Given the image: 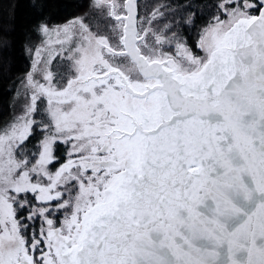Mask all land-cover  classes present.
Wrapping results in <instances>:
<instances>
[{
    "label": "snow or ice",
    "instance_id": "1",
    "mask_svg": "<svg viewBox=\"0 0 264 264\" xmlns=\"http://www.w3.org/2000/svg\"><path fill=\"white\" fill-rule=\"evenodd\" d=\"M196 3L38 26L0 126V264H264V0H214L202 56L175 30Z\"/></svg>",
    "mask_w": 264,
    "mask_h": 264
},
{
    "label": "trees",
    "instance_id": "2",
    "mask_svg": "<svg viewBox=\"0 0 264 264\" xmlns=\"http://www.w3.org/2000/svg\"><path fill=\"white\" fill-rule=\"evenodd\" d=\"M188 2L189 0H140L139 4L140 9L143 5L171 4L172 10L176 11L177 5H186ZM213 2L214 0H198L193 5L199 12L195 23L176 28L192 51L197 49L200 29L209 19V9ZM34 3L36 0H0V126L9 119L12 112L14 83L29 70L27 46L34 47L41 39L37 32L38 26L44 23L50 26L61 24L89 11L88 0H39L40 6L36 7ZM181 15L184 13L176 11L175 20L179 22ZM168 19L172 21L171 17ZM39 136L41 132L36 129L26 146L34 145ZM64 150V145H56L55 155L60 160L52 168L64 162Z\"/></svg>",
    "mask_w": 264,
    "mask_h": 264
},
{
    "label": "rangeland",
    "instance_id": "3",
    "mask_svg": "<svg viewBox=\"0 0 264 264\" xmlns=\"http://www.w3.org/2000/svg\"><path fill=\"white\" fill-rule=\"evenodd\" d=\"M140 1V0H139ZM145 1V0H144ZM161 5V4H160ZM159 4H152L151 6H145V5H143V7H142V9H139V11L140 12H143V14L141 15V16H143V15H145L146 13H148L151 9H153L154 7H158V6H160ZM83 14H81L80 16H82ZM93 24H95L96 23V20L94 19L93 21ZM178 22V21H177ZM65 23V22H64ZM64 23H61V24H56V25H62V24H64ZM163 23H169V24H171L172 23V21L171 20H169L168 18H166V19H163ZM53 26H55V25H53ZM154 26L155 27H163V24L162 23H160V21L158 20L157 22H155L154 23ZM176 30V29H175ZM177 31V30H176ZM169 35H170V33H169ZM182 36V35H181ZM182 38H184L183 36H182ZM198 38H199V36H198ZM198 38H197V40H198ZM41 42V39H40V41H38L36 44H35V46L36 45H38L39 43ZM197 43V42H196ZM167 47V46H166ZM31 49H33V46L32 45H28L27 46V49H26V53H27V55H28V58H29V70H30V66H31V63H32V59H31ZM174 50V49H173ZM199 50V49H198ZM194 52V51H193ZM195 55H198V56H202L203 55V52H201L200 50H199V53L198 54H196V53H194ZM56 63L57 64H59L60 63V61H59V59H57V61H56ZM28 70V71H29ZM27 71V72H28ZM26 72V73H27ZM25 73V74H26ZM25 74L23 75V76H21L17 81H16V83H14V94H13V103H12V112H11V115H10V117H9V119L8 120H6V122L5 123H3L2 125H4V124H6V123H8V122H10V121H12L13 120V118H14V116L15 115H17V114H19V112H20V109H21V105H22V102H23V97H24V94H23V88H22V85H21V81L23 80V78H24V76H25ZM17 101H20L21 103L20 104H18L17 103ZM38 119H39V117H38ZM42 133H41V136H39L38 137V139H37V141L35 142V144L34 145H31V146H26L27 147V149L30 151V152H35V151H37L38 150V141L42 138ZM64 148H65V146H64ZM64 153L66 154V148H65V150H64ZM59 167V165L56 167H54V168H52V171H55V169L56 168H58ZM63 218V213H61L60 214V216H59V219H62ZM38 224H39V222H37V226H38Z\"/></svg>",
    "mask_w": 264,
    "mask_h": 264
},
{
    "label": "flooded vegetation",
    "instance_id": "4",
    "mask_svg": "<svg viewBox=\"0 0 264 264\" xmlns=\"http://www.w3.org/2000/svg\"><path fill=\"white\" fill-rule=\"evenodd\" d=\"M193 53H196V54H198L199 53V50L198 49H196Z\"/></svg>",
    "mask_w": 264,
    "mask_h": 264
},
{
    "label": "bare ground",
    "instance_id": "5",
    "mask_svg": "<svg viewBox=\"0 0 264 264\" xmlns=\"http://www.w3.org/2000/svg\"><path fill=\"white\" fill-rule=\"evenodd\" d=\"M30 34H31V32H30Z\"/></svg>",
    "mask_w": 264,
    "mask_h": 264
}]
</instances>
